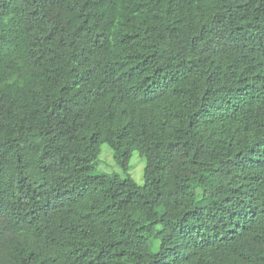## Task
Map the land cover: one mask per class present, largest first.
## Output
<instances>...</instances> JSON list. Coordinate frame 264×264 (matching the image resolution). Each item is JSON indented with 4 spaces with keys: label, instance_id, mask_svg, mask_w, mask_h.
<instances>
[{
    "label": "trees",
    "instance_id": "obj_1",
    "mask_svg": "<svg viewBox=\"0 0 264 264\" xmlns=\"http://www.w3.org/2000/svg\"><path fill=\"white\" fill-rule=\"evenodd\" d=\"M0 264H264V0H0Z\"/></svg>",
    "mask_w": 264,
    "mask_h": 264
},
{
    "label": "rangeland",
    "instance_id": "obj_2",
    "mask_svg": "<svg viewBox=\"0 0 264 264\" xmlns=\"http://www.w3.org/2000/svg\"><path fill=\"white\" fill-rule=\"evenodd\" d=\"M145 166L146 158L141 156L138 151H135L130 160L129 173L139 184L144 183ZM98 169L106 172H118L122 177H125V173L113 157V149L107 143L101 146Z\"/></svg>",
    "mask_w": 264,
    "mask_h": 264
}]
</instances>
